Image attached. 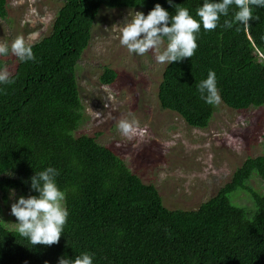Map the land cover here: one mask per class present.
<instances>
[{
	"label": "trees",
	"instance_id": "16d2710c",
	"mask_svg": "<svg viewBox=\"0 0 264 264\" xmlns=\"http://www.w3.org/2000/svg\"><path fill=\"white\" fill-rule=\"evenodd\" d=\"M0 0V17L8 15ZM168 0H63L49 35L31 44L34 61H18L11 83L0 84V264H58L82 252L94 264H264V153L246 158L218 192L193 209L166 206L154 182L146 183L111 147L75 132L86 118L76 65L87 48L103 7L139 8L147 13ZM190 14L203 0H174ZM197 35L191 58L166 65L158 87L160 107L190 126L206 128L216 106L200 98L197 84L214 71L221 101L233 109L264 105V8L258 20ZM261 54V55H259ZM263 57V58H262ZM0 59V67L3 66ZM104 83L118 73L106 66ZM53 166L68 209L64 232L51 246H31L3 223L8 190L37 195L35 171ZM250 205L233 201L238 191Z\"/></svg>",
	"mask_w": 264,
	"mask_h": 264
},
{
	"label": "rangeland",
	"instance_id": "374dc122",
	"mask_svg": "<svg viewBox=\"0 0 264 264\" xmlns=\"http://www.w3.org/2000/svg\"><path fill=\"white\" fill-rule=\"evenodd\" d=\"M62 4L63 0H7L8 15L0 17V43L10 45L23 37L31 44L49 35ZM129 11L142 12L103 7L96 17L89 45L76 65L87 116L75 135L95 136L111 147L144 182L155 183L166 206L197 208L231 179L246 158L264 153V105L238 110L221 101L206 128L190 126L178 113L161 108L157 94L166 65L157 64L152 52L130 54L118 41ZM0 59L4 63L0 69L8 73L19 61L11 54ZM106 66L118 73L113 83L101 80ZM121 119L135 120L138 133L124 137L117 127ZM250 183L264 192L259 176L254 175ZM11 189L2 219L14 229L17 221L10 208L22 193L15 189L16 196L10 198ZM233 201L251 204L241 190Z\"/></svg>",
	"mask_w": 264,
	"mask_h": 264
},
{
	"label": "clouds",
	"instance_id": "9594fccd",
	"mask_svg": "<svg viewBox=\"0 0 264 264\" xmlns=\"http://www.w3.org/2000/svg\"><path fill=\"white\" fill-rule=\"evenodd\" d=\"M175 8L174 14L155 4L147 15L140 11H129L119 29V44L130 54L144 56L154 53L155 62L170 65L184 58H191L198 47L197 35L201 31L215 30L221 16H229L230 8L235 9L232 20H225L223 27L229 29L234 23L249 26L250 21L258 20L254 8H264V0H203V4L190 14L185 7H179L174 0H168ZM15 56L20 62L34 61L32 46L26 44L23 37L15 38L11 44L0 43V56ZM10 74L0 69V84L11 83ZM200 98L208 105H219L221 96L217 87L214 71H209L207 78L197 84ZM118 130L131 138L138 131L135 120L121 119ZM59 171L48 166L42 171H35L30 178V188L38 193L27 197L21 195L11 204V214L16 218L15 232L31 246H51L59 242L69 215L64 204L65 191L62 190L56 177ZM10 198L16 196L15 189L10 190ZM58 264H94L93 255L82 252L75 258L61 256Z\"/></svg>",
	"mask_w": 264,
	"mask_h": 264
}]
</instances>
